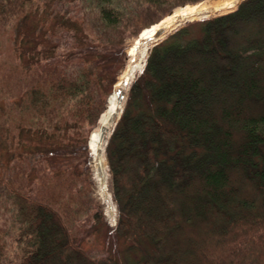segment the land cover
I'll list each match as a JSON object with an SVG mask.
<instances>
[{
    "label": "trees",
    "instance_id": "1",
    "mask_svg": "<svg viewBox=\"0 0 264 264\" xmlns=\"http://www.w3.org/2000/svg\"><path fill=\"white\" fill-rule=\"evenodd\" d=\"M200 1L0 0V138L13 143L0 197L18 264H120L76 243L64 214L83 204L102 219L88 140L126 39ZM105 151L114 230L153 244L135 264H264V0L154 42Z\"/></svg>",
    "mask_w": 264,
    "mask_h": 264
},
{
    "label": "rangeland",
    "instance_id": "2",
    "mask_svg": "<svg viewBox=\"0 0 264 264\" xmlns=\"http://www.w3.org/2000/svg\"><path fill=\"white\" fill-rule=\"evenodd\" d=\"M203 1V0H202ZM198 3V2H197ZM238 3V2H237ZM191 4V3H187ZM196 4V3H195ZM186 4L178 5L175 7H172L170 11L168 12L167 15L172 14L178 7L184 6ZM236 7V6H235ZM234 7V8H235ZM234 8L231 9H224L222 11H212L208 13L206 16H198L195 18H187L184 17L179 21V24L175 28H179L183 25H185L188 22H191L193 20H198L204 17H209L215 14L219 13H224L228 12ZM78 14V13H77ZM164 15L160 20H162L165 16ZM79 16V14H78ZM159 20V21H160ZM158 21V22H159ZM54 25V22L51 24ZM151 26V25H150ZM145 26L144 28H146ZM149 27V26H148ZM174 29V28H173ZM172 29V30H173ZM143 30V29H142ZM172 30L167 32L163 37H160L157 40H160L164 38L167 34H169ZM140 34V33H139ZM139 34L137 37L132 36L126 39V51L128 57V49L130 46L134 43L135 39L139 37ZM150 42L149 47L152 46L154 43ZM123 70L118 75L117 81L120 78V74L122 73ZM139 73V72H138ZM138 73L136 75H138ZM136 77V76H135ZM134 77V78H135ZM117 88L116 83L113 85L112 91ZM111 91V92H112ZM129 87L127 90L124 91V98L122 102V109L125 104L126 96L128 94ZM111 94V93H110ZM0 104L3 105V102L0 101ZM121 114V113H120ZM100 119L99 123L96 127H94L90 134L89 138L91 136V133L95 130H98L100 127ZM114 126H112L111 129L108 130V133L104 139V153H103V159H102V170H103V175L104 177V184L101 185L100 182V176L99 172L101 170L99 169V164L95 159V155L91 150L92 156L90 159V169L92 173L91 177V199L95 200L97 205H99L100 209H102L103 216L100 222H95L92 219V209L88 208L86 209L83 204L75 205L71 207V209L68 210L64 214V218L67 220L69 228L71 230L73 239L75 240L76 243H78L81 247L86 248L90 252L96 254L97 256L100 257H114L116 258L120 264H135L140 258L143 256L152 253V245L149 243H146L145 241L149 240L148 237H145L143 241L139 242V244L132 245L134 243L133 240H128L126 238L121 237L116 233L114 230L117 220H118V210H117V205L114 202L113 195H112V190H111V174L109 170V165L108 161L106 158V143L107 140L112 132ZM25 138V143H26V148L29 147V136L27 134L24 135ZM1 143L0 147H2V150L0 152V157L1 159L6 160L7 158L12 156L13 153V148H11V142L8 139L5 138H0ZM90 148V147H89ZM1 164V162H0ZM98 174V175H97ZM107 177V178H106ZM99 183V185H98ZM4 185H0V190H3ZM104 192V193H103ZM105 194L107 196H111L112 198V203L111 206L113 207V212H109L107 210L108 208V202L105 199ZM96 206V204H95ZM13 210H10L9 208L5 207L3 204V198L0 197V237L5 241V245L0 248V264H18L20 261V255H21V244L17 240L18 238V230L17 226L15 223H13V219L11 218V213ZM115 221H114V220ZM143 225H151L154 223H161L162 222V216L161 215H156L155 217L151 219H145V218H140L139 220ZM150 241V240H149Z\"/></svg>",
    "mask_w": 264,
    "mask_h": 264
},
{
    "label": "bare ground",
    "instance_id": "3",
    "mask_svg": "<svg viewBox=\"0 0 264 264\" xmlns=\"http://www.w3.org/2000/svg\"><path fill=\"white\" fill-rule=\"evenodd\" d=\"M238 1L239 0H203L196 4L180 6L172 14L165 16L159 22L144 28L141 31L140 36L135 39L134 43L128 49L130 57L128 63H126L125 68L120 74L119 80L116 82L117 88L112 91L107 102V108L99 118L101 122L100 127L98 130L93 131L89 138V147L94 153L95 159L99 164V169L101 170V172H99L101 185L104 184V177L106 176L105 174V176L103 175V168L101 166L104 153V139L108 130L114 126L121 113L124 91L127 90L134 77L137 76L136 74L142 70L144 66V61L150 44V42L146 43L144 40L152 38L155 34V30L160 27L165 28L166 33L169 32L175 28L179 24V21L184 17L195 18L198 16H206L212 11L217 12L224 9H231L237 5ZM105 199L108 202L107 210L112 213L114 210L111 206L112 198L110 195L107 196L105 194Z\"/></svg>",
    "mask_w": 264,
    "mask_h": 264
},
{
    "label": "water",
    "instance_id": "4",
    "mask_svg": "<svg viewBox=\"0 0 264 264\" xmlns=\"http://www.w3.org/2000/svg\"><path fill=\"white\" fill-rule=\"evenodd\" d=\"M176 29H178V27L177 28H174L173 30H176ZM172 30V31H173ZM166 34V29L165 28H163V27H160V28H158L157 30H155V34H154V36L152 37V38H149V39H147V40H144V42H146V43H148V42H153V41H157V39H159L160 37H163L164 35ZM140 36V35H139ZM147 57V56H146ZM145 62H146V58H145V61H144V65H145ZM144 67V66H143ZM143 69V68H142ZM142 70H140L139 71V73L141 72ZM109 96H111V94L109 95ZM109 96H108V99H109ZM108 99H107V101H108ZM122 112V111H121ZM119 117H120V115H119ZM119 117H118V119H119ZM117 119V120H118ZM117 120H116V122H115V124L117 123ZM114 124V125H115ZM113 130V129H112Z\"/></svg>",
    "mask_w": 264,
    "mask_h": 264
}]
</instances>
